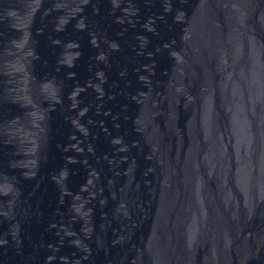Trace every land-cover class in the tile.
Segmentation results:
<instances>
[{"label": "water", "instance_id": "1", "mask_svg": "<svg viewBox=\"0 0 264 264\" xmlns=\"http://www.w3.org/2000/svg\"><path fill=\"white\" fill-rule=\"evenodd\" d=\"M117 1L119 4L115 5ZM251 1L253 4L257 1L260 2V10L257 14L253 13L254 16L252 15V17L254 21L252 22L248 19L247 13L249 11L246 10L248 8L247 5ZM87 2L88 3L81 13L82 15L88 14L89 17H93L92 24L94 23V25L90 28V31L89 28H87L88 26L77 31H81L85 36V40L88 42L90 36L93 35L97 39L101 37L107 41L114 39L116 41L118 40V43H120L122 37L125 35H117V32L123 29V27L128 26L130 20L139 22V20L142 19V23L148 20L147 17L149 14L155 12V29L152 30L143 25L141 28L138 27V31L145 32L147 49H151L152 43L156 42L159 43L158 45L164 47L161 51L163 56L159 57V52L150 53L149 51H142L140 52L141 56H137L140 49L133 40H136L138 37H133L132 39L129 35L131 44H134L131 49L128 47L129 49L126 48V50L123 51L120 47L115 49L109 42L106 43V46L110 49V53L111 50L114 49L111 53L115 61L113 70L117 73V71L121 69L120 67L127 62L128 58L132 61L134 58L135 60L138 59L139 65L149 60L153 61V69L149 70L147 73L150 71L155 73V80L153 81L150 78L151 90L149 95L151 98L149 100V105L152 108V114L156 112V114H154V122L152 121L154 126L156 125L159 127L157 130L159 132L158 138L156 140L161 139L162 136L166 144L170 143V145L173 146L179 142L180 135L184 134L185 137L187 136L186 139H182L181 141V143L184 144L182 152L184 155L187 148H189V153L193 156V164L191 166L190 162L187 161L188 163L183 166L185 173L181 170L184 174L183 177L190 178L188 181H184L183 179L184 185H190L193 188L192 184L196 181V177L199 175L206 176V172L210 171L214 166V161H220L216 167L220 171L217 174V178H220L221 173H224L226 168V162L222 163L223 161L218 155L219 152H221L222 137L226 135L229 137L232 136L235 138L234 143L238 145L246 143V134L248 135L247 138H249L248 144L253 147L254 143L251 140L261 135V128L259 127L262 126L257 120L258 115H264V73H260L261 63L259 64V78L254 81V83L260 88V91H263V98L260 99V103L259 101L256 102L255 112L250 111L248 98L254 99L256 96L245 97L247 106L245 112V110L242 109V95L238 83V86H233L232 83H229V80L227 83H224L223 79L221 82H217V75L219 73V69L217 68L220 63L217 55L219 50H217L212 54L210 62L206 66L198 62L195 73L189 74L186 80V85L189 87L191 96L193 95L192 97H195L196 109H194V104L193 106H184L181 99V101H176V106H178L177 109L184 115L174 114L169 110L167 99L162 97V93H160L164 89L163 83H161L162 78L167 81L168 77H170L168 76L169 71L173 72L177 70L173 64V57L168 53L166 46H179V49L189 50L196 41L213 38L214 26L207 19H198V17L195 16L197 13L196 3H201L205 6L204 0H140L139 7L143 8L142 11L144 13L140 14V16L137 14V16H139L138 18H136V14L132 9L129 12L125 10V14L124 11L120 10L124 4H126L128 8L132 7L130 0L129 3H126V0H101L103 4H107V8L104 9L105 5L100 7L99 4H97L96 11H93L94 13L92 9L95 4L90 0ZM211 3L221 20L230 19V27L228 28L229 34L225 37L223 48L227 47L231 50V57L233 59L240 60V62L243 63L241 47L247 46L248 49H250V45H253L257 38L262 40V46H264V0H211ZM112 4L113 7L117 9L110 12L109 5L112 7ZM165 7L168 10L165 11ZM179 10L185 12V17L181 20H176L175 17H177ZM63 11L64 8H57V16L53 21L55 27L61 26L62 23L58 22V17ZM114 15L121 17L120 20L114 19ZM244 17H247L245 22ZM4 21L5 20L1 19V25ZM8 23L11 24L10 20ZM223 23L226 24L225 21ZM130 27L132 28V26H129L128 31H130ZM254 27L257 28V37L253 36ZM3 29H9V26L0 28V31H3ZM17 30L18 29L13 27L12 34L19 38L20 30ZM55 30V28H52L46 36L41 38V41H39L40 44L36 45V48L39 50V57L36 59L37 62L35 67L39 75L38 79L53 74L65 77V75L70 72V65L66 66L65 64H69L70 58L74 56H68L66 62L61 60L60 57L63 49L64 51H68V54L69 51L72 50L69 46L66 48H64V46L72 42L76 43L77 39L73 38V36L65 38L63 32L59 31V33H57ZM74 33L77 32L74 31ZM209 33L211 34L209 35ZM8 38L9 37H7V39ZM52 39L60 40V42L53 44ZM221 41L222 38L219 40V43ZM2 44L3 43L0 42V48ZM54 49L57 51L55 55L50 53V51ZM92 52L97 53L98 49L93 48ZM59 53V59L62 63H60V69L57 71L54 59ZM78 60L80 61L81 59ZM86 62L87 61L84 59L83 65H87ZM162 63L166 65L167 73L163 72L162 68H160ZM91 66H93V70H103L104 67L102 64H99V66L91 64ZM76 67L77 66L72 67L71 69L75 70ZM111 67L112 65L110 66V70ZM85 70L86 72L82 75L83 78H87L91 75L90 71H92V67L91 69L85 68ZM105 70L106 73L109 74V68H105ZM141 70L142 67L139 68V72H145ZM203 70L207 74H202ZM246 70V73H249L250 65L247 64ZM236 71L238 72L237 75L242 74L241 69L237 68ZM78 72H80V70H78ZM0 78H3L2 81L4 82L3 90L6 94L5 99L11 102L8 103L10 105V109H8L4 105L5 103L0 100V115L3 114L2 117L5 118L15 115L16 108H20L16 107L17 105L14 104L17 102L10 98L7 87L9 81L3 71H0ZM131 78L134 84L127 85L123 94L121 92H116L113 104L106 102L104 104L102 103L100 106L101 110L96 112L97 114L95 113L92 115L94 119L104 120L108 129L104 131L99 124H96V127L92 126L96 131L99 133L101 132V135H98L100 142L98 143L95 138L90 139L88 137L84 139L83 137V143L81 144L83 147H81V149L83 151L80 150L81 152H79V150L74 151L72 146L68 143L69 139L66 132H71V129L66 125L64 127V114H62L61 109H45L46 116L44 123L47 127V132L45 131V141L42 142V145L45 144V146L41 149L42 153L37 152L34 154L33 166L10 165L7 154L8 146L4 142H1L0 162L5 164L0 165L1 173L7 176L16 173L23 185L19 186L20 190L18 194L15 195L12 192L7 193L6 200H9L11 207L8 212L0 214V237L4 239V241L0 243V264H134L137 259V247L129 243L132 240H136V238L144 237L150 217H152L155 212L158 195L153 194L155 198L153 197L151 200L148 209L149 218H147L146 209L149 201L147 199L146 189H143L145 188L143 186V188L135 191L137 198L143 200L145 206L141 208L139 204H131L130 211L137 220L142 215V211L145 213L144 216L139 219L137 227L130 228V226L127 225L128 214H123L117 208L119 205H116V200L123 196V201H126L128 205L132 200V188L127 180V173L130 167L135 171L137 178L144 181L145 185V177H150L148 173L144 171L145 165L153 162V158L150 160L146 157L147 141L144 135L141 134L139 130L134 129V121L132 118L129 119L128 115L130 112H132L130 115L133 113L135 115V111L138 108V105L133 102V94L137 93L140 89L143 90L146 85L143 86L142 83L140 81L138 82L133 76ZM75 79L78 80L79 78L75 77ZM79 80L76 83L72 78L68 79L69 92L75 90V86L84 83L82 77H80ZM236 80L241 84L238 77H236ZM211 81H213L215 85L218 96L214 97L212 95L210 99L207 88L212 85ZM241 85L245 88L243 84ZM124 86L125 82L123 81V77L120 76L117 87L122 88ZM173 89L174 86H171L170 81V89L166 90L167 94L173 95ZM76 90L79 91V89ZM125 91L129 93H125ZM229 91L233 95V98L237 100L230 105V109L226 106V94L229 93ZM203 95L205 96L202 97ZM128 98L130 104H128ZM43 101L42 106L46 108L48 102L45 100ZM124 104H128V114L120 112V110L124 108ZM211 107L216 108V116H214ZM77 109L76 107L71 109L72 115H77ZM207 112L212 114L211 120L213 119V124L209 127L203 124L206 122ZM111 115L117 116L118 123L116 125L111 123ZM127 116L128 119H126ZM247 116L248 122H245V117ZM175 123L183 127V130H179V137H176L174 134ZM149 126L153 129L151 124H149ZM126 127L129 129L128 134L123 132ZM257 129L260 130L257 131ZM63 131L65 134L62 133ZM120 135L123 137L124 141ZM114 137L121 139L126 148L117 147L118 145L113 142ZM1 138L3 140L4 136ZM88 146L93 150H88ZM113 149H115V152ZM168 152L169 155H171L172 151L168 150ZM113 155H116L117 159L116 168L121 170L123 174L113 173V164H109L106 157ZM231 158L233 160L232 152ZM98 160H101L104 164L103 169L104 173H106L105 182L109 185L106 189L107 196L104 198V192L97 182L98 179L94 181V184L93 181H91V188L94 194L87 195V192L82 191L83 197L78 198L82 199L84 206L88 209L86 217L84 218L80 215H76L74 212L73 203L75 199L73 193L80 192L81 186L87 184V177L90 171L100 173L101 176L104 175L98 167ZM196 163L199 165H196ZM196 167L199 171H196ZM229 169L233 170V175L229 177L230 184L231 187L236 190V199L239 200V198L243 196L244 191H242L241 185L235 181V178L236 176L247 175V173L245 167L240 168L236 165V162L230 164ZM72 170H76L75 175L72 174ZM29 171L31 174L25 173ZM155 173L158 175V171ZM3 178L4 177H0V179ZM5 179L8 180V178ZM204 182L205 184L207 183V178L204 179ZM210 183V188L212 189L220 188V184H222L216 180L214 182L210 181ZM111 190H114L115 198L111 197ZM156 190H160L159 186ZM116 196L118 198H116ZM7 204L8 202L2 207L6 208ZM255 215L256 214H254V216ZM252 222L254 224L255 220ZM85 225L89 228L87 233H84L86 232L85 229H83ZM11 226L14 227L13 235L9 233ZM65 230L70 231V233L65 235L63 233ZM199 250L201 252L203 251V249ZM144 251H146V253L140 252L139 254L140 257L145 259L144 262L137 263L152 264L153 260L150 259L154 256L149 257V250ZM200 251L198 252L197 250L195 255L197 264L202 263ZM246 264H264V262L251 260L246 261Z\"/></svg>", "mask_w": 264, "mask_h": 264}, {"label": "bare ground", "instance_id": "2", "mask_svg": "<svg viewBox=\"0 0 264 264\" xmlns=\"http://www.w3.org/2000/svg\"><path fill=\"white\" fill-rule=\"evenodd\" d=\"M77 1L79 0H75V2ZM90 1L95 4V7H97V4H99L100 7L104 5L101 0ZM12 2L15 3L16 1L0 0V10L2 11L0 16L2 18L5 17L4 19L6 20L2 22V25L0 22V28H6L4 24L6 25V23H8V21L10 20L7 14L8 12H12ZM259 3L260 2L257 1L253 4V2L251 1L247 5L248 8L246 10L250 12L247 13L248 19H250L251 22L254 21L252 17L253 13L257 14L260 10ZM204 4L205 6H203V4L201 3H196L197 13L195 16L198 17V19H207L214 26V36L212 39L206 38L196 41L194 45L190 47L189 50L179 49V46H166L168 53H170V55L173 57V64L175 65L177 70L173 72L169 71L168 76L170 77H168L167 81L162 78L161 83H163L164 89L160 93H162V97H165L167 99L169 103V110L174 114H181L182 116L184 115L179 111V109H177L178 106H176V101H181V99L182 104L184 106H193L194 104V109H196L197 105L195 103V97H192L193 95L191 96L189 87L186 85V80L188 79L189 74L195 73L198 62H200L201 64H205L206 66L210 62L212 54L215 51L219 50V53H217L220 62L217 68L219 69V73L217 75V82H221V80L223 79L224 83H227L229 80V83H232L233 86L239 85L240 93L242 95V109L245 110V112L247 109L245 97L256 96L254 99L248 98V102L250 104V111L255 112L256 102L259 101L260 103V99L263 98V91H260V88H258V86L254 83V81L259 78L260 63V73H264V46H262V40L258 38L255 39L254 44L250 45V49H248L247 46L241 47L243 63H241L240 60L238 61L236 59H233L231 57V50L227 47L223 48L225 37L229 34L228 28L230 27V19L221 20L216 9L213 7L211 0H204ZM35 7L36 4L34 3V1L30 0L26 4L25 8L20 13L22 14V16L20 17L21 22L19 24H22L25 22V20H27L26 16L29 13L31 15L32 12H34L33 14H35L37 10L38 12L42 11V6L38 5V8L36 9ZM70 7L71 6H69V8ZM34 9L35 11H33ZM251 9L253 12L251 11ZM166 10L168 9L165 7V11ZM61 14L63 13L61 12ZM86 16V20H88V15ZM184 17L185 12L179 10V13H177V17H175V19L181 20ZM150 18H152L153 20H150ZM147 19L148 20L143 21L144 25L147 28L154 30L156 27H154L155 12L149 14ZM246 20L247 17H244V22ZM89 21H91V19H89ZM141 21L142 19H140L138 23H141ZM224 21L226 24L223 23ZM17 29L20 30L19 38L15 37L14 35L9 36V33L6 34V37H2L1 35H3L4 29L3 31H0L2 32V34L0 35V41L3 42L5 39L7 41L12 37L14 40H16L14 43H10L9 46L12 50L17 49V51L15 52L16 59L19 56L21 57L20 52L25 53V51H27L26 49L29 47H27V44L25 43L27 33L24 27H20ZM256 32L257 28L254 27V37H257ZM137 33L138 38L136 44L141 52H159V57L163 56L161 51L164 47L158 45L159 43L156 42L152 43L151 49H147V46L146 44H143L142 39V37L146 36L144 34L145 32L138 31ZM210 34L211 33H209V35ZM7 37L9 38L7 39ZM221 38L222 41L219 43V40ZM58 41L60 42V40ZM104 42L107 41L103 39L102 43ZM111 42L112 43L110 45L116 46L115 48L120 47L118 40L116 41L112 39ZM102 43L98 48L100 49V51H103L104 48V45H102ZM3 48L4 42L0 48V51H2ZM32 49L33 52H37L36 45L35 47L32 46ZM95 54L98 59H104V57H102L99 51ZM11 56L5 58L4 56L0 55V60H7L8 62H6V66L13 68L10 62L11 58L14 57ZM68 56V51H64L63 49L60 59L66 62ZM129 60L130 58H128V62ZM128 62L124 63L122 67H120L123 74L127 73L128 71ZM143 63H145L144 67L147 68L146 71L153 69V61L149 60ZM247 64L250 65L249 73H246ZM160 68H162V70L166 73L168 72L165 64L162 63V66ZM237 68L242 70L241 75H237ZM143 70L144 69H142L141 71ZM24 72L25 71L23 69L20 74H17L16 72L14 73L19 75L24 80L25 76L22 74ZM98 72L100 76L94 71V77L89 81L90 84L95 88V92L101 93L99 90H97L96 83L99 82V80L102 78L103 71H101L100 69V71ZM202 74L207 73L203 70ZM51 77V75H46L45 78H43L41 90L47 96L48 101L52 103V106H56L57 101L54 99L56 97V89H54V83H56V81L53 80V78L51 79ZM236 77H238L239 81L241 82V84L244 85L245 88H243V86L239 82H237ZM150 78L153 81L155 80V73L152 71H150L149 73L140 74V80L144 83L142 85H146V87L143 90H138L137 93L133 94L134 96H132L133 100H135L137 102L136 104L138 105V108L135 111V115L134 113L130 115L132 112L128 114V105H126L120 110L121 113H127L129 115V119H133L134 127L139 130L141 134L144 135V138L147 141V148L145 152L147 159L151 160V158H153V162L145 165L144 168V171L150 176L145 177V185L144 181L138 179L135 175V171L132 170L130 167L127 173V180L132 188V200L130 204L128 205L126 201H123V196L119 198L116 196V198H118L116 200V205H119L117 206V208L123 214H128L127 225L130 226V228H136L139 224V219L142 218L145 213L142 211V215L137 220L130 211L131 204H139L141 208H144L145 206L144 201L137 198L135 191L140 188H143V186L145 187L143 189H146V195L149 201L146 209L147 218H149L148 209L151 200L154 195H158L156 209L153 216L150 217L149 225L148 228L146 227L147 230L145 231L144 237L136 238V240H132L129 243L130 245L137 247V259L134 264L137 262H144L145 259L139 256L140 252L146 253V251L144 250H149V257L154 256L152 259H150L153 260L152 264H197L195 255L197 250L198 252L200 251L199 249H203L202 252L200 251L202 262L201 264H238V259H244L253 247L252 237L257 235V233H261L264 231V229H262L256 221L254 224L252 222V217L255 213L263 215L264 217V115L260 114L257 117V120L262 126L259 127L261 128V130L257 129V131L260 130L261 135L260 137L251 140L254 143L253 147L248 144L249 138H247L248 135L246 134V143L238 145L234 143L235 138H233L232 136H223L222 144L220 147L221 152H219L218 155L223 161L222 163L226 162V168L224 170V173L222 172L221 177L217 178V174L220 171L216 167L220 161H214V166L210 169V171L206 172V176L199 175L196 177V181L192 184V188L190 185L187 186L183 183V179L184 181L190 180V178L183 177L184 174L182 173V171H184L185 173L183 166L188 162H190L191 166L193 164V156L189 153V148H187L186 153L184 155L182 152L184 144H182L181 141L182 139L187 138V136L185 137L184 134L180 135L179 137V130H183V127L175 123L174 134L176 135V137L178 136L180 138L179 142L176 145L171 146L170 143L166 144L162 136L161 139L156 140L158 138L157 136L159 132L157 130L159 127L155 125V128L154 126V114H156V112L152 114V108L149 105V100L151 98L149 95V92L151 90ZM170 81L171 86H174V89L172 90L173 95L167 94L166 92V90L170 89ZM211 82L212 85L207 88L210 99L212 95L214 97L218 96L215 90V85L213 84V81ZM18 89L19 91L18 93H16V96H22V98L24 96L25 100L27 101L26 96L24 95L25 82H19ZM102 89L104 92V86H102ZM107 92H111V90ZM125 93L129 92L125 91ZM204 96L205 95H203L202 97ZM2 99L3 98H0V100ZM226 99H229L228 101L226 100V106H228L229 109L230 105L234 101H237L233 98V95L230 91L226 94ZM16 102L24 103L25 101L16 100ZM72 103L73 102L71 100V104ZM128 103L130 104L129 99ZM24 107L25 111L32 110V112L27 113V115L32 118L33 123L31 122L27 124L28 131L27 133H25L26 136H30L32 140L27 143H23L22 149H20L17 138H15L14 144L19 150L27 151L23 154L22 157L18 158L17 163L31 167L33 166L31 159L34 157V154L30 151H34V149L36 148L38 153H42L41 149L43 148V146L37 145L36 134L40 132V128L45 129L46 127L45 125H43L44 123L42 122V120L39 121V117L42 116V111L40 109L34 108L31 105H25ZM73 107L82 108V105L79 102L76 103V101L74 100V105L71 108L73 109ZM214 108H212V111L214 113V116H216V108L215 110ZM25 115L26 112L25 114L20 115V117ZM67 115L72 121L77 119L76 116L72 115L71 111H69ZM16 117L18 116L13 115L10 117L2 118L0 120V137L4 136V138H8L9 136L18 134L20 132L16 122H21L14 120ZM211 118L212 114L210 112H207V116L205 119L206 122H204L203 124L207 127L211 126V124H213V119L211 120ZM13 122H15V124ZM245 122H248V116L245 117ZM74 124L75 126H77L75 122ZM149 124L153 126V129L150 128ZM124 130L126 131V133L123 131L125 134L129 133V129L127 130V127ZM121 138L124 141L122 136ZM122 140L118 137L113 138V141L118 145L117 147L125 149L126 146L124 145V143H122ZM69 141L72 148L78 150L80 144L76 140V138L72 137ZM139 143L142 144L141 142ZM168 150L172 151L171 155H169ZM231 152L233 153V160L231 158ZM260 161L261 165L259 166L258 163ZM235 162L236 165H238L240 168L245 167V171L247 173V175H240L236 176L235 178V181H237L241 185L242 191H244L243 196L240 195L242 198L240 197L239 200L236 199L237 192L234 188L231 187L229 180V177L233 175V170L229 169V166L230 164H234ZM116 163L117 160L112 162L113 173L123 174L121 170H118L116 168ZM196 165L199 164L196 163ZM197 170L198 168L196 167V171ZM156 171H158V175L155 173ZM94 173L95 171L89 172V175L87 177V184L81 186L80 192L73 193L74 197H76V195L78 194H81V197H83L82 191L87 192V195H90L92 193L94 194V191L91 188V181H93L94 184V181H97L98 179V185L102 188L100 189L103 190L104 198H106V189L108 188L107 186H109L105 182L106 173L103 176H101L100 173H96V175H94ZM255 176H257V179H255L252 183V179ZM204 177L207 178L206 184L204 182ZM215 180L222 184H220V188L212 189L210 188V181L214 182ZM6 182V179H0V190L7 193H13V188L11 186L5 185ZM158 186L160 189L159 191L156 190ZM113 194L115 195V192L114 190H111L110 195L112 198H115ZM81 202H83L82 199L75 198L73 203V207L75 209L74 212L76 215H80L81 217L85 218V215L87 213L81 211L85 210L86 207L84 205H81ZM5 209H9L7 205ZM13 228L14 227L11 226L9 229V233L11 235H13ZM83 229H85L86 231L84 233H87V230L89 228L87 225H85L83 226ZM63 233L65 235H68L70 231L65 230ZM3 241L4 239L0 237V243ZM255 257L256 259H264V244L260 245L259 252Z\"/></svg>", "mask_w": 264, "mask_h": 264}, {"label": "flooded vegetation", "instance_id": "3", "mask_svg": "<svg viewBox=\"0 0 264 264\" xmlns=\"http://www.w3.org/2000/svg\"><path fill=\"white\" fill-rule=\"evenodd\" d=\"M126 1H127L126 3H129V0H126ZM118 4H119V2L117 1L115 3V5H118ZM85 5H86V0H84V1L83 0H79L75 4H73L72 8L70 7L68 9H65L66 7H64V11L62 12L63 14H61L58 17V22L62 23L61 26H56L55 27L54 24H53V28H60L61 29V28L64 27L66 22L69 20L70 24L74 27V30H76V31L77 30H82V29H84V27L86 28L88 26L87 28H89V31H90V28H92V26L94 25V23L92 24L93 17H89V15H88V18L91 19V21H89L88 24L86 25L85 15L84 14L82 15V13H81L83 11V8L85 7ZM52 6L55 7V11L57 12L58 6H56V0H53ZM115 9H117V8H114L113 4H112V7H110V5H109V11L110 12L111 11L113 12ZM122 9L127 10L126 5H123ZM135 9L136 8L133 7L134 12H135ZM93 11L95 12L96 9L93 8L92 12ZM124 14H125V11H124ZM25 16H26V12H25ZM1 19L5 20L4 18L0 17V21H1ZM114 19L120 20L118 15H114ZM18 21H19V15L17 16V18L15 20H10V22L12 24H9L10 25L9 26V31H10V29L13 30V27L14 28L17 27V22ZM52 23H54V22H52ZM143 25H144L143 22L142 23H138L136 20H130V24H128V26L123 27L124 30L120 29V31L117 32V35H119V34L125 35L124 37H122V40L119 43L120 44V49H123V51H124V50H126V48L129 49L128 47H130V49L133 47L134 44H131L130 37L132 39H133V37L137 38L138 27L141 28V27H143ZM129 26H132V28L130 27L131 28L130 31H128V29H129L128 27ZM74 30H73V32L70 33V35H65V38L73 36V38L77 39L76 43L75 42L69 43V44L65 45L64 48H66L67 46L72 48V50L69 51V54H70L69 57H72V56H74L77 53L75 55V57L77 59L76 58L75 59L77 61L79 59V56H80V59H81L80 61H81L82 64L80 66L75 65L76 62H75V59H74L73 64L70 65V70H69L70 72H68L65 75V77H63L62 75H54V74L51 75L52 76L51 79L53 78V80H55L56 82L59 81V82H61L63 84L65 82V84H66L65 86L66 87L63 90V95L60 92L61 105L59 107H54V106H52V103L50 101H48V105H47L46 109H48V110H51V109H62V110L63 109H67L66 111L65 110L62 111V114H64V118H63L64 127L66 125L69 129H71V132L70 131L66 132V135H68V139L69 140L72 137L76 138V140L80 144V147H82L81 144L83 143V137H84V139H86L88 137L91 139V138H93V134H97L99 136L101 135L100 134L101 132L99 133L92 126L96 127L97 126L96 124H99V125H101V129H103L104 131L108 129V126L106 125L104 120L94 119V116L92 117L93 114H95L96 112H99L101 110V108H100L101 104L102 103L104 104L106 102V100H105L106 94L111 95L112 96V100H114L116 92H121L123 94L124 90H125V87L127 85L134 84L133 80L131 78L132 76L135 79H137L138 82L139 81L141 82V80H140V74L141 73L139 72V68L140 67H142V69H144L143 70V71H145L144 73H147L148 71H146L147 68L144 67L145 63H142L141 65H139L138 64V59L135 60V58H134L133 61L130 60L129 62H128V59H127V62L129 63L128 64L129 68H128L127 73L123 74L121 69H119V71H117V73H115L114 70H113V67L115 65V61L113 60V57L111 55V53H112V51L114 49H112L111 53H110V49L106 46L107 42H109L110 44L112 42L109 41V40L108 41L105 40L107 42L102 43V40H103L102 37L97 39L93 35L90 36L89 42H88V41L85 40L84 34H82V36H83L82 39H83V42L85 43V46H86V48H85L84 44L81 43L80 38L77 36L78 33H74ZM6 32H8V29H6ZM3 34H4V32H3ZM129 35H130V37H129ZM100 39H101V42H100ZM55 41H57V39L53 40V44L55 43ZM133 41L137 42V39L133 40ZM101 43H102V45H104L103 51H100V49H98L100 47ZM76 46H77V50H76ZM112 47L115 48L116 46H112ZM93 48H97L98 51L100 52V54L101 55L103 54L102 55L104 57L103 60H100V59H98L96 57V54L92 52ZM115 49H117V48H115ZM138 52L139 53H138L137 56H141V54H140L141 51L139 50ZM91 54H92V57H91ZM38 56H39V50L37 48L36 55H34L33 58L36 60L38 58ZM59 56H60V53L57 54L55 56V59H54L55 60V68H56L57 71L60 69V66H59L60 63H62L61 60L59 59ZM84 59L87 61L86 62L87 65H85V64L83 65ZM69 64H65V65L67 66ZM91 64L92 65L95 64L97 66H99V64H102L104 66L103 70L101 69V71H103L102 78L99 80L100 86H104V92L105 93H103V94L96 93L95 92V88L90 84L89 80L94 77V71L96 73H98V75L100 76V74L98 72V71H100V69L93 70V66H91ZM111 65H112V67H111V70H110V66ZM75 66H77L75 70L71 69L72 67H75ZM91 67H92V71H90L91 75L89 77H87V78H83L82 75L86 72L85 68L91 69ZM105 68H109V74L106 73ZM30 70L31 69H29V71ZM78 70H80V72H78ZM129 71H130L131 75L129 74ZM163 72H165V71H163ZM35 73H36V76H37V85H38V83H39V79H38L39 75L37 73V69L36 68H35ZM120 76L123 77V81L125 82V86L122 87V88L117 87V82H119ZM75 77H78L79 79H80V77H82V79H84V83L75 86V90H71L69 92V90H68V86H69L68 85V79L72 78L73 81L77 83V81L79 79L76 80ZM141 83L144 84L143 82H141ZM56 86H57V83H56ZM76 89H79V91H77ZM109 90H111V92H107ZM1 91H2V94L4 95V98L1 101L3 103H5L4 105L6 106V108L10 109V105L8 104V102L5 99V91L3 89H1ZM68 97H69V100H68ZM64 98H66L67 101H65ZM44 99H46V98H43V100ZM71 100L73 102L72 104H71ZM74 100L76 101V103L79 102L81 105H83V107L77 109V115H76L77 119L72 121L70 119V117H68L67 113L69 111H71V109H72L71 107L74 105ZM133 102L137 103L135 100ZM128 104H124V107L126 105H128ZM14 105H17L16 107L20 108V109L16 108L15 115L20 116V115L25 114V107L22 104L16 103ZM107 111L109 112L108 109H107ZM2 115H0V120L3 118ZM126 119H128V116L126 117ZM110 121H111L112 124L116 125L118 123L117 116L111 115L110 116ZM74 122L78 126L84 127L86 129V134H83L85 129L79 130L78 127L75 126ZM134 129H136V128L134 127ZM124 132H125V130H124ZM62 133L65 134L64 131ZM80 136H82V137H80ZM1 142H4L8 146L7 154H8V157H9V160H8L9 164L13 165V166L17 165V164L21 165V164L17 163V160H18V158L23 156L24 150H19L17 148V146L14 144V142L9 140L8 138H4L2 140V138L0 137V145H1ZM68 143L70 145V141H68ZM13 148L16 149V152H13ZM87 149L91 150V151L93 150L89 146L87 147ZM73 150L74 151H78L76 149H73ZM80 150L83 151L82 149H79V152H81ZM113 151L115 152V149H113ZM106 157L108 159V163L109 164H111L113 161L117 160L116 159V155L106 156ZM262 157H263V155H262ZM0 165H5V164L3 162L2 163L0 162ZM258 165L259 166L261 165V161L258 163ZM25 173L26 174H31L30 171L29 172H25ZM94 175H96V172L94 173ZM0 177H4L3 179L8 178V180H7V182L5 184H8L9 186H11L13 188V194L16 195V194L19 193V190H20L19 186L23 185V183L19 179V177H17L16 173H13L10 176H7L6 174L1 173V171H0ZM14 177H16L17 179H19L21 181V185H16L14 183V181L12 180V178H14ZM255 179H257V176H255L252 179V183H253V181ZM15 186L18 188V193L16 192ZM6 195H7V192H3V191L0 190V203H1L0 206H4L5 203L9 202V200H6ZM255 214L256 215L252 217V221L255 220L259 224V226L262 229H264V217H263V215H260L258 213H255ZM252 239H253V243H252L253 247L251 248L250 252L245 256L244 259H238V264H244V263L246 264V261H251V260L264 262V259H255L256 258L255 256L259 252L260 245L264 244V231L261 232V233H257V235L252 237ZM245 259H246V261H245Z\"/></svg>", "mask_w": 264, "mask_h": 264}, {"label": "rangeland", "instance_id": "4", "mask_svg": "<svg viewBox=\"0 0 264 264\" xmlns=\"http://www.w3.org/2000/svg\"><path fill=\"white\" fill-rule=\"evenodd\" d=\"M15 1H16L15 3H13V2L11 3V5L13 4V9L11 10L12 12H8V14H7L8 17L10 18V20H15L30 0H15ZM31 1H34V3L36 4L35 9L38 8V5L42 6L41 7L42 11L38 12V10H37L36 11L37 13L35 12V14H33L34 12H32L31 15L29 13L26 16L27 20H25V22L22 24H19L21 22L20 17L22 16V14H20L19 15V21H18V24L16 27V29L20 28V27H24V29L27 33V38H26L27 42L25 41V43L27 44V47L28 46L29 47L26 49L27 51H25V53L20 52L21 57L19 56L20 58L17 57V59H16L15 52L17 51V49L12 50L9 47L10 43H14L16 40H14L13 37L7 41L5 39L3 41L4 42V48L2 49V51H0V55L4 56L5 58L12 55L11 57H14V58H11L10 64L13 66V68L6 66V62H8L7 60H4V61L0 60V71H3L5 73L6 78L9 81V83L7 84V87L9 90L8 92L10 94V98L15 100V101L16 100L25 101L24 103L20 102V104H22L23 106L31 105L34 108L40 109L42 111V116L39 117V121L42 120V122L44 123L45 122V116H46V113H45L46 108H43V106H42L43 102H44L43 98H46V99H44L45 101H48V98L43 93V91L41 90V84H43V78L39 79V83L37 85V76L35 73L36 60L33 58V56L36 55V53L33 52L32 46L35 47V45H39L40 44L39 41H41V38L46 36L48 34V32H50L52 30V28H53L52 22L54 21V17L56 18V11H55V7L52 6L53 0H31ZM87 1H89V0H86V4H87ZM72 2H75V0H60V1L57 0L56 6H58V8L66 7V9H68L69 6H71V8H72L73 4L76 3V2L75 3H72ZM130 2L132 3V7L128 8V6H126L127 11L129 12V11H131V9L133 10V7H135L136 8L135 9L136 18H138L140 16V14L144 13L142 11L143 8L139 7L140 0H130ZM104 5H105L104 9H106L107 4H104ZM95 8L96 7L94 6V9ZM1 9H3V8H1ZM35 9L33 11H35ZM120 10L125 11V9H120ZM1 12L2 11L0 10V14H1ZM137 14L139 16H137ZM86 17L87 16L85 15V21H86V25H87L89 22V19L86 20L87 19ZM3 18H5V17H3ZM151 19L152 18H150V20ZM4 26L8 27L10 25H9V23H7L6 25L4 24ZM55 29H56L55 31L57 33H59V31L63 32V35L65 36V35H70V33L73 32L74 27L70 24V22L68 20L66 22V24L64 25V27L61 28L62 30H60V28H55ZM74 31H76V30H74ZM3 32H4L3 35H1L2 32H0V35L2 37H6L7 33H9L10 35L13 33L11 29H10V31L8 29V32H6V30H4ZM76 32L78 33L77 36L80 38L81 43L84 44V46H85V43L83 42V39H82L83 33L81 31H76ZM12 35H14V34H12ZM142 39H143V44H146V37H142ZM0 42L3 43L2 41H0ZM57 43H59L58 40L55 41L54 44H57ZM85 48H86V46H85ZM50 53L55 55L57 53V51L54 49V50H51ZM75 55L73 58H71L72 60L70 62V65L73 64L74 59H75ZM79 59H80V56H79ZM16 60H17V63H16ZM81 64H82L81 61H79V60L76 61V65L80 66ZM23 69L25 71L24 73H22L25 76L24 80L19 75H17V74H20L21 71H23ZM29 69H31V70L29 71ZM14 72H16L17 74H15ZM2 79L3 78H0V84H1L0 98H4V95L2 94V91H1V89L4 88V82L2 81ZM19 82H22V83L25 82L24 95L26 96L27 101L25 100L24 96H23V98H22V96L21 97L16 96L17 95L16 93H18V91H19V89H18ZM56 83H57V86H56ZM56 83H54V89H56V97L54 99L57 101V105L56 106L54 105V107H59L61 105L60 92L63 95V90L65 89L66 84H65V82L63 84L59 81ZM96 84H97V87H96L97 90H99L101 92L100 94H103L104 92H103L102 86L100 87V83L97 82ZM64 100L67 101L66 98H64ZM105 100H106V103H109V104L114 103V101L112 100V96L109 94H106ZM6 101L8 103L10 102L9 100H6ZM82 107H83V105H82ZM63 110L66 111L67 109H63ZM25 112H26L25 116H22V117L18 116L14 119L16 121L21 122V123L16 122V124L19 127L20 132L18 134H15V135L8 137V139L11 140L12 142H14L15 138H17L18 142H19L20 149H22L23 143H27L30 140H32V138L30 136H28V135L26 136V134H25L28 131V125L27 124L32 122V118L30 116H28L27 113L32 112V110H27ZM148 119H149V117H148ZM13 123L15 124V122H13ZM44 125H45V123H44ZM77 127H78V129H81V130L85 129L84 127H80L78 125H77ZM127 130H128V128H127ZM22 131H26V132H22ZM39 131L40 132L38 134H36L37 145L44 147L45 144L42 145V142L45 141L44 140V133H45V131L47 132V127L45 129L40 128ZM125 133H126V131H125ZM83 134H86V129L84 130ZM93 138L97 139L98 143L100 142V138L97 134H93ZM79 149H81V148L79 147L78 150ZM13 152H16L15 148H13ZM25 152H27V151L24 150V153ZM28 152H29V150H28ZM30 152H33V154H36L37 149L35 148L34 151H30ZM33 159H34V157L31 159L32 164H33ZM97 164H98L99 169L104 173L103 162L101 160H98ZM75 173H76V170H72V174L75 175ZM77 178H78V175H77ZM12 180L14 181V183L16 185H21V181L19 179H17L16 177L12 178ZM15 188H16V192L18 193V188L16 186H15ZM90 195H93V193ZM81 196H82L81 194H78V195H76V197H74V199L79 198ZM113 196H115V195L113 194ZM80 204L84 205L83 202H81ZM0 205H1V203H0ZM7 206L10 209L11 203L8 202ZM9 209L6 210L5 207L0 206V213H6L9 211ZM81 212L86 213V212H88V209L85 208V210H83ZM85 217H86V215H85ZM73 233H75V232H73Z\"/></svg>", "mask_w": 264, "mask_h": 264}]
</instances>
